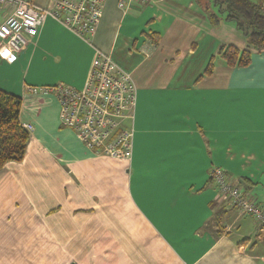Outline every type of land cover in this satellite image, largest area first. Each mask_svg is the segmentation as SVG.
Returning <instances> with one entry per match:
<instances>
[{"label":"crops","instance_id":"0c3cea01","mask_svg":"<svg viewBox=\"0 0 264 264\" xmlns=\"http://www.w3.org/2000/svg\"><path fill=\"white\" fill-rule=\"evenodd\" d=\"M118 3L89 41L48 18L17 62L0 59V90L33 128L24 160L0 170V264H264L255 220L210 175L224 169L264 207V52L227 66L223 48H249L233 23L212 24L211 0ZM97 51L137 87L131 160L96 155L54 94L27 89L83 90Z\"/></svg>","mask_w":264,"mask_h":264},{"label":"built area","instance_id":"2783aa9c","mask_svg":"<svg viewBox=\"0 0 264 264\" xmlns=\"http://www.w3.org/2000/svg\"><path fill=\"white\" fill-rule=\"evenodd\" d=\"M119 0L128 11L138 2ZM262 8L264 9V0ZM105 0H49L39 7L34 0H0V59L9 64L33 44L48 18H53L85 40L96 34ZM30 92L54 94L60 106V122L71 129L85 147L96 155L131 160L134 140V111L137 87L132 75L121 69L109 56L97 51L83 90L65 85L44 88L28 87ZM26 130H33L26 125ZM211 181L219 201L255 220V237L264 236V207L247 197L226 171L214 167Z\"/></svg>","mask_w":264,"mask_h":264},{"label":"trees","instance_id":"16d2710c","mask_svg":"<svg viewBox=\"0 0 264 264\" xmlns=\"http://www.w3.org/2000/svg\"><path fill=\"white\" fill-rule=\"evenodd\" d=\"M217 13L207 12L212 24L233 23L244 36L248 50L227 46L220 58L229 67L246 68L252 51L264 52V9L261 0H211ZM211 64L208 72H211ZM21 98L0 90V170L8 163L24 160L30 135L20 123Z\"/></svg>","mask_w":264,"mask_h":264},{"label":"rangeland","instance_id":"374dc122","mask_svg":"<svg viewBox=\"0 0 264 264\" xmlns=\"http://www.w3.org/2000/svg\"><path fill=\"white\" fill-rule=\"evenodd\" d=\"M35 68H33L32 69V71H31V75H32V73H37V66H34ZM41 72V68H39V73ZM257 198V197H256ZM262 202V201H261Z\"/></svg>","mask_w":264,"mask_h":264}]
</instances>
